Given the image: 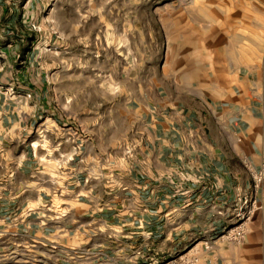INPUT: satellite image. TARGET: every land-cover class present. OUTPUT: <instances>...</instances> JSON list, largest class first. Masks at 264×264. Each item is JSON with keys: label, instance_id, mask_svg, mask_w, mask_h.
I'll return each mask as SVG.
<instances>
[{"label": "crops", "instance_id": "0c3cea01", "mask_svg": "<svg viewBox=\"0 0 264 264\" xmlns=\"http://www.w3.org/2000/svg\"><path fill=\"white\" fill-rule=\"evenodd\" d=\"M222 9L231 47L201 85L216 100L64 90L12 65L26 34L0 35V264H264V0ZM248 194L263 208L235 245L221 235Z\"/></svg>", "mask_w": 264, "mask_h": 264}, {"label": "rangeland", "instance_id": "374dc122", "mask_svg": "<svg viewBox=\"0 0 264 264\" xmlns=\"http://www.w3.org/2000/svg\"><path fill=\"white\" fill-rule=\"evenodd\" d=\"M0 1L7 6L5 12L0 4V35L26 34L12 65L26 66L33 79L44 73L71 90L74 77L97 96L121 83L143 91L160 85L173 93L180 83L186 92L216 100L214 86L201 85L231 47L230 33L217 32L222 2L238 0Z\"/></svg>", "mask_w": 264, "mask_h": 264}, {"label": "built area", "instance_id": "2783aa9c", "mask_svg": "<svg viewBox=\"0 0 264 264\" xmlns=\"http://www.w3.org/2000/svg\"><path fill=\"white\" fill-rule=\"evenodd\" d=\"M252 178L254 189H260L264 184V163L258 170L253 172ZM231 206V224L234 227L228 232H224L222 237L229 243L240 245L248 235L252 218L258 210L262 209V205L258 203L255 196L248 194L239 196ZM161 264H200V262L196 256L177 255Z\"/></svg>", "mask_w": 264, "mask_h": 264}]
</instances>
